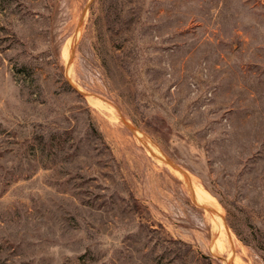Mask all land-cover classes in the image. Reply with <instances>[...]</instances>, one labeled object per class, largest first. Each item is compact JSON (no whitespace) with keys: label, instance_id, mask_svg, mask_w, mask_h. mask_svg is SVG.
Instances as JSON below:
<instances>
[{"label":"rangeland","instance_id":"rangeland-1","mask_svg":"<svg viewBox=\"0 0 264 264\" xmlns=\"http://www.w3.org/2000/svg\"><path fill=\"white\" fill-rule=\"evenodd\" d=\"M230 260L264 264V0H0V264Z\"/></svg>","mask_w":264,"mask_h":264},{"label":"bare ground","instance_id":"bare-ground-1","mask_svg":"<svg viewBox=\"0 0 264 264\" xmlns=\"http://www.w3.org/2000/svg\"><path fill=\"white\" fill-rule=\"evenodd\" d=\"M76 38V37H75ZM69 57H70V55H69ZM69 57H68V59H69ZM70 61V60H69ZM70 63V62H69ZM136 133H137V136L142 140V141H144V142H147V143H149V144H151L150 143V141L149 140H147L144 136H143V134L142 133H140L139 131H136ZM152 145V144H151ZM152 150V149H151ZM156 153V152H155ZM157 155V157H158V159L160 158H162L163 157V155L161 154V153H159L158 152V154H156ZM161 161V160H160ZM176 168V167H175ZM177 169V168H176ZM178 170V172L180 173V175L183 177V179L186 181V183H187V185H188V187H189V189L191 190V193H192V195H193V198L195 199V201H197L198 203H200V204H203V205H205L206 207H208L211 211H213L214 213H215V215H218V219H220L221 220V222L223 221V219H222V217H221V210L220 209H218V208H216L214 205L215 204H212V203H210L209 201H208V196H210L209 194H208V192L206 191V190H204L203 188H201L200 186H198L197 184H196V181H194V179H193V177L192 176H190L187 172H184V171H182V170H180V169H177ZM177 172V173H178ZM210 198H212V196L210 197ZM212 200V199H211ZM216 200L214 199V202H215ZM218 201V200H217ZM214 215V214H213ZM219 221V220H218ZM226 226V225H225ZM214 251V250H213ZM230 262V264H235L232 260H230L229 261Z\"/></svg>","mask_w":264,"mask_h":264}]
</instances>
